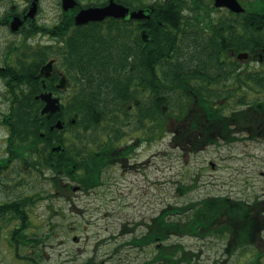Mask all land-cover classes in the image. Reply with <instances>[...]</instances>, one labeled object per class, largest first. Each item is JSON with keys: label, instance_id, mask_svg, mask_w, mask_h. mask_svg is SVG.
Instances as JSON below:
<instances>
[{"label": "trees", "instance_id": "obj_1", "mask_svg": "<svg viewBox=\"0 0 264 264\" xmlns=\"http://www.w3.org/2000/svg\"><path fill=\"white\" fill-rule=\"evenodd\" d=\"M241 1L245 11L217 8V14L213 0L144 3L154 10L142 22L151 34L147 42L140 40V59L134 48L126 44L123 49L117 18L80 31L77 85L66 95L61 110L51 116L41 114L39 101L34 99L38 90L31 84L24 92L26 99L13 110V121L22 132L20 140L28 141L31 164L42 173L52 167L61 178L68 177L89 190L103 182L106 167L113 164L111 152L119 153L118 138L127 137L135 127L154 136L176 123L173 140L186 152L216 143L218 135L232 139L234 123L253 124L258 129L254 135L259 134L264 124V71H254L252 76L235 71L241 66L235 55L254 54L263 62L253 68L264 66V26L257 27L264 20V0ZM141 66L148 72L142 73ZM67 76L69 80L73 77ZM250 88L257 93L251 102L252 114L249 108H234L236 102L249 101ZM58 118L63 129L53 131L50 127ZM103 122L107 125L100 129ZM65 132L71 137L66 138ZM102 133L108 136L105 141ZM53 146L60 148L53 150ZM21 147L26 149L25 144ZM19 206H13V214H23L25 220ZM262 230L264 199L250 203L216 196L169 205L154 217L147 233L127 243L139 248L157 242L154 257L139 264H203L194 258L198 253L188 252L182 243L165 241L170 235H214L226 238L223 252L229 256L255 245L254 259L242 264H263L258 247L263 243Z\"/></svg>", "mask_w": 264, "mask_h": 264}, {"label": "rangeland", "instance_id": "obj_2", "mask_svg": "<svg viewBox=\"0 0 264 264\" xmlns=\"http://www.w3.org/2000/svg\"><path fill=\"white\" fill-rule=\"evenodd\" d=\"M33 1L29 4L30 9ZM76 1L78 7H73V18L70 19V11L63 7L62 0H37L35 23L49 26L61 19L87 29L93 25L90 21L82 24L74 21L78 12L82 8L108 4L111 0ZM113 1L130 4L137 11L144 3L155 0ZM25 3L26 0H0V18L5 9L16 12ZM37 33L38 30L29 35ZM0 35L7 33L0 30ZM35 95V100H44L42 94ZM51 97L55 98L52 94ZM20 105L17 103L13 106L12 116L14 108ZM41 114L52 113L41 110ZM59 120L61 118L55 122ZM152 123L154 131H158L156 122ZM105 125L107 123L103 122L100 129ZM175 126L176 123H171L165 129L166 133L163 131V134L154 136L135 127L126 139L118 138V145L125 149L135 141L137 145L124 167L114 163L108 165L103 182L89 190L81 189L68 177L61 178L52 167L42 173L31 164L30 149L23 150L21 147L25 143L20 140V126L14 121L9 124V129L5 127L7 131L0 126V162L8 159L5 172L1 175L4 179L0 200L7 198L8 207L10 203H13V207L14 202H20L19 208L27 210L26 219L22 220V214L16 222L13 215L2 213L1 224L13 234L12 256L3 264H139L154 257L157 242L138 248L127 241L133 236L147 233L154 217L169 205L189 204L216 196L250 203L257 198L264 199V139L216 142L198 151L186 152L173 140ZM50 129L63 128L53 123ZM63 135L71 137L70 132ZM101 137L105 141L108 136L102 133ZM9 146L21 148L20 153L5 155ZM53 148L56 150L58 146ZM6 187H9V191H5ZM6 196H10L9 199ZM17 225H27V231L15 230ZM260 236L263 243L260 242L258 247L263 254L261 261L264 264V230ZM165 243H182L188 252L198 253L194 258L203 264L248 263L258 252L255 245H249L229 256L223 252L226 238L222 240L214 235L207 238L170 235ZM23 256H26L25 259Z\"/></svg>", "mask_w": 264, "mask_h": 264}, {"label": "flooded vegetation", "instance_id": "obj_3", "mask_svg": "<svg viewBox=\"0 0 264 264\" xmlns=\"http://www.w3.org/2000/svg\"><path fill=\"white\" fill-rule=\"evenodd\" d=\"M31 2L26 0L25 6L21 10L19 9V11L7 12L5 9L1 12L0 30L7 33V35H0V126H3V129L5 127L9 129V124L13 121V116L11 114L12 108L15 104L26 99L23 98V95L29 84L38 90L36 95L50 92L53 97L60 98L62 102L65 100L66 94L70 91H74L77 85L75 77L78 71L76 38L78 33L86 30V28L79 29L75 22L61 19L49 24V26H45L44 24L37 25L34 18L36 14L32 16V18H29V15L27 16L31 7L29 5ZM124 6L128 8V11L125 13V16L119 18L118 29L122 40V46L124 50L126 44L132 49L134 48L140 59L142 52L140 40L142 39L144 42H147L151 34L150 28L142 26V22L151 17V12L154 9L146 5L140 6L139 9L143 8L149 17H144L142 18L143 20H139L131 17L135 9L130 6V4H124ZM215 9L217 14L216 6ZM71 13L72 11H70L69 15ZM17 18L19 21L15 22ZM107 21L106 19L103 21H90L89 23L106 24ZM91 28L92 25H90L88 29ZM145 29H147L146 39H144L142 35V30ZM36 30H38L36 35H29L30 32H35ZM235 57L237 56L235 55ZM237 59L241 66L235 71L241 74L249 73V76H252L254 71H264V66H260L257 69L253 68V65L259 66L263 62L262 58H256L254 54H249L248 57L243 59L237 57ZM46 71H48V74H46ZM140 71L142 73H147L148 69L141 66ZM68 73L73 76L70 80L67 77ZM63 75L67 78L65 86H61ZM252 82L253 77L249 80L251 87L253 86ZM254 96H257V93L255 94L254 90L250 88L248 93L249 101L245 103L242 101L236 102L234 108L246 107L249 108V114H252L255 112L254 109H251V102L254 100ZM261 96H264V93L261 94ZM37 100L41 106L40 110H42L45 106V101L41 98ZM216 103L219 104L220 100H217ZM237 109L235 110L237 111ZM238 125L239 124L234 123V127L231 128V131L233 130V134L231 135L232 139L223 138L218 135L217 144L220 142L234 143L241 139H264V124H262L263 127L256 136L254 133L258 129L255 130L253 124H247L245 126ZM228 139L230 141H228ZM25 145L26 149H29L28 141L25 142ZM135 145H137V141L127 145L128 147L126 149L120 145L119 153L111 152L112 158L109 160L114 164H119L121 167H124L125 161L129 159L128 156L134 150ZM20 149L21 148L9 146L5 155L11 156L13 154H18L20 153ZM7 160L8 159L4 158L0 162V190L2 180L4 179L1 175L5 172L4 167L7 166ZM129 166L133 167L132 165ZM5 191H9V187H6ZM6 197L9 199L10 196ZM14 200L16 201L17 199ZM7 204V198H4L2 201L0 200V220L4 216L2 213H4L13 215L16 219L15 222L18 221L19 215L9 214L14 212L12 207L13 203H10L9 207ZM14 205H20V202H14ZM22 212L26 217L27 210H24L22 207ZM27 227V225L25 227L17 225L15 230L20 229L22 231H27ZM11 241L13 242L12 232L6 231L0 222V264H3L4 260L7 262L12 256L11 244L13 243ZM3 242L8 246H5ZM23 257L25 259L26 256Z\"/></svg>", "mask_w": 264, "mask_h": 264}, {"label": "water", "instance_id": "obj_4", "mask_svg": "<svg viewBox=\"0 0 264 264\" xmlns=\"http://www.w3.org/2000/svg\"><path fill=\"white\" fill-rule=\"evenodd\" d=\"M214 4L217 7H227L236 12H241L245 10V8L243 7V5L239 0H214ZM75 5H77L76 0H63V7L65 9L73 8ZM36 10H37V0H34L32 3V8L30 9L28 14L30 16H34ZM127 11L128 8H126L120 3L111 0L107 5L104 6L82 8L76 16V21L82 24L89 21L104 20L105 18L110 16L120 17V16H125V13ZM131 16L133 18H140L148 15H146L144 9H140L137 11H133ZM16 21H19V19L17 18L15 22ZM263 25H264V21L262 24L258 25V27L262 28ZM146 32L147 30H143L142 32L144 38H146ZM247 55H248L247 53H240L239 57L244 58L247 57ZM46 73L48 74V71ZM63 85H64V80H62V86ZM41 97L44 98V100L46 101V105L42 110L43 113L45 112L54 113L61 109L58 98H52L51 94H46V95L42 94ZM56 127L63 128L62 120H59L56 123Z\"/></svg>", "mask_w": 264, "mask_h": 264}]
</instances>
